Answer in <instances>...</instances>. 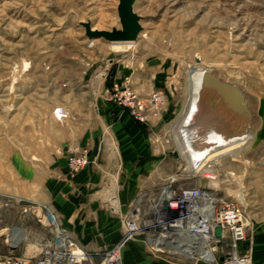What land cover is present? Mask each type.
Here are the masks:
<instances>
[{"label": "rangeland", "instance_id": "obj_1", "mask_svg": "<svg viewBox=\"0 0 264 264\" xmlns=\"http://www.w3.org/2000/svg\"><path fill=\"white\" fill-rule=\"evenodd\" d=\"M117 4L0 0L1 252L4 243L16 245L11 247L17 252H35L51 235L46 221L25 211L43 202L20 194L23 179L18 173H37L54 163V146L61 138L57 124L68 117L78 121L83 103L95 111L94 92L121 107L110 98L113 82L127 83L146 103L154 91L164 95L145 119L152 123L147 145L159 158L151 168L156 185L176 175L180 184L211 187L238 198L246 208L249 231L252 211L264 207V0H134L142 29L134 46L120 51L102 37L89 38L80 24L119 28ZM194 64L236 84L250 111L251 140L236 152L204 157L202 166L209 164V171L191 168L176 144ZM57 107L64 108L65 116L56 115Z\"/></svg>", "mask_w": 264, "mask_h": 264}, {"label": "crops", "instance_id": "obj_2", "mask_svg": "<svg viewBox=\"0 0 264 264\" xmlns=\"http://www.w3.org/2000/svg\"><path fill=\"white\" fill-rule=\"evenodd\" d=\"M94 95L95 111L83 103L78 109V121L67 115L57 124L61 138L54 146V163L37 173L32 169L20 171L18 177L23 179L20 194L25 199L50 205L61 226L77 242L88 251L99 253L120 238L121 216L129 211L138 193H155L151 168L159 158L153 156L151 144L147 145L151 121L136 123L124 108L98 92ZM45 136L44 133V141ZM83 151L88 153L90 162L69 173L66 156ZM46 160L43 157L42 161ZM11 246L4 243L0 254L29 253L17 252L16 245ZM240 252L250 257V264H264V207L252 211L250 231L240 244ZM121 255V264H213L153 252L140 235L126 241Z\"/></svg>", "mask_w": 264, "mask_h": 264}, {"label": "built area", "instance_id": "obj_3", "mask_svg": "<svg viewBox=\"0 0 264 264\" xmlns=\"http://www.w3.org/2000/svg\"><path fill=\"white\" fill-rule=\"evenodd\" d=\"M110 98L128 109L136 120L143 122L156 112L164 101L160 91L152 92L148 103L124 83L113 82ZM56 115L65 116L63 107ZM90 162L87 152L69 153V173H75ZM179 177L167 175L156 185L151 196L140 191L121 216L122 233L110 247L92 253L64 229L56 211L47 203L29 205L25 211L42 219L51 229L34 253H3L0 264H121V251L127 240L140 235L153 252L176 255L187 260H204L213 264H250V257L240 252L247 236V213L238 198L225 197L211 187L180 184ZM43 220V219H42ZM220 234H215V228Z\"/></svg>", "mask_w": 264, "mask_h": 264}, {"label": "water", "instance_id": "obj_4", "mask_svg": "<svg viewBox=\"0 0 264 264\" xmlns=\"http://www.w3.org/2000/svg\"><path fill=\"white\" fill-rule=\"evenodd\" d=\"M134 0H118L117 15L120 27L111 29H92L89 21H80L89 38L102 37L108 41L135 40L142 29L140 15L133 9ZM200 98L202 108L216 120V132L220 138L242 136L250 124V112L244 101L240 88L212 74L208 68L203 70L200 81ZM220 234V228H215Z\"/></svg>", "mask_w": 264, "mask_h": 264}, {"label": "bare ground", "instance_id": "obj_5", "mask_svg": "<svg viewBox=\"0 0 264 264\" xmlns=\"http://www.w3.org/2000/svg\"><path fill=\"white\" fill-rule=\"evenodd\" d=\"M134 41L135 40L110 41V48L115 51L124 50L134 46ZM203 70L205 69L200 64H194V66L189 70V102L184 116L177 128L178 137L176 144L182 156L186 159L191 168L200 169V171H209L211 169L209 164L202 166L204 157L206 159L211 156L213 157V155L218 153L236 152L251 140L253 133L249 130V124L247 132L242 136L233 137L230 139L220 138L216 132L217 119L205 111L201 105L199 90ZM102 74L103 70H100L98 76L101 77ZM203 117L213 121L215 126L207 125V121H205ZM205 124L207 129L205 128ZM204 175L210 176L207 174ZM211 184L216 186L217 182L211 181ZM29 212L33 211L30 210ZM42 219L47 221L45 215H42Z\"/></svg>", "mask_w": 264, "mask_h": 264}]
</instances>
